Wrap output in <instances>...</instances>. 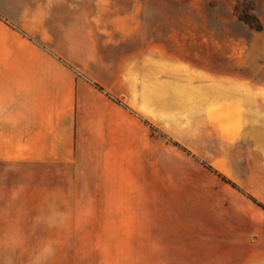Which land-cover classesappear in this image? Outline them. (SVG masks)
Here are the masks:
<instances>
[{"label":"crops","instance_id":"0c3cea01","mask_svg":"<svg viewBox=\"0 0 264 264\" xmlns=\"http://www.w3.org/2000/svg\"><path fill=\"white\" fill-rule=\"evenodd\" d=\"M107 2L0 0V167L120 189L151 188L159 172L167 189L172 171L155 166L172 150L152 126L171 132L185 116L196 154L235 156L237 175L208 166L225 180L198 188L196 245L0 246V264H264L262 65L198 56L194 105L172 56H104ZM254 40L264 44V22Z\"/></svg>","mask_w":264,"mask_h":264},{"label":"rangeland","instance_id":"374dc122","mask_svg":"<svg viewBox=\"0 0 264 264\" xmlns=\"http://www.w3.org/2000/svg\"><path fill=\"white\" fill-rule=\"evenodd\" d=\"M107 5L104 56H172L174 86L194 105L198 56L220 67L236 59L241 69L250 64L244 56H254V68L264 69V44L250 45L252 32L264 22V0H108ZM153 127L172 150L166 166L164 159L155 166L172 171L167 189L160 188L159 172L155 182L143 183L151 188L120 189L97 187L102 183L96 179L71 182L69 174L0 167V246L200 243L198 188L225 180L208 168L213 161L232 180L236 157L198 156L196 123L185 116L174 121L171 132Z\"/></svg>","mask_w":264,"mask_h":264},{"label":"trees","instance_id":"16d2710c","mask_svg":"<svg viewBox=\"0 0 264 264\" xmlns=\"http://www.w3.org/2000/svg\"><path fill=\"white\" fill-rule=\"evenodd\" d=\"M153 127V126H152ZM154 128V127H153Z\"/></svg>","mask_w":264,"mask_h":264}]
</instances>
